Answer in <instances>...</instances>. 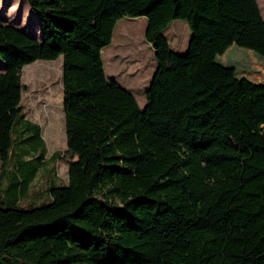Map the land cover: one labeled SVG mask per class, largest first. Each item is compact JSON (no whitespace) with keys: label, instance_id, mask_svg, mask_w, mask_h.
<instances>
[{"label":"trees","instance_id":"16d2710c","mask_svg":"<svg viewBox=\"0 0 264 264\" xmlns=\"http://www.w3.org/2000/svg\"><path fill=\"white\" fill-rule=\"evenodd\" d=\"M26 2L36 32L0 24V173L23 110V67L61 57L68 182L50 190L53 202L19 210L36 167L25 180L15 169L10 206L0 199V264H264V94L232 103L199 73L232 44L261 57L264 73L257 0ZM122 18L145 19L153 50L143 108L104 71ZM174 20L190 34L183 54L163 34ZM19 123L18 158L37 145L42 164L39 126Z\"/></svg>","mask_w":264,"mask_h":264},{"label":"rangeland","instance_id":"374dc122","mask_svg":"<svg viewBox=\"0 0 264 264\" xmlns=\"http://www.w3.org/2000/svg\"><path fill=\"white\" fill-rule=\"evenodd\" d=\"M257 3L264 19V0H257ZM36 22L39 23L38 18L30 11L26 0H0V24L9 23L13 24V26L16 25L15 27L18 28L28 27L31 32H36ZM174 22V25L172 27L169 26L167 30H173L175 38H188L190 34L186 29V24L179 20H174ZM182 25L185 26V32L179 27ZM144 29V18H122L117 21L110 45L101 52L107 78L116 79L119 76H124V72H121L122 66H128V64L124 62L126 60L122 61L121 59L126 57L132 61L134 60L132 59L134 57L133 53L139 56L140 52L144 59L139 57V66L137 64L131 65V69L126 72L127 75L129 74L128 78L129 76L131 79L137 78V75L147 65L149 56L152 58L153 68L155 67L151 50L144 41ZM235 48L239 51L227 52V55L233 58L240 56L244 58V63L221 66L216 74L221 78H230L233 83H239L247 79L250 74V68L257 61L252 56L244 54L243 50L245 49ZM113 64L114 69L109 70L108 67ZM3 66L4 63L0 61V72L3 70ZM61 74V57L53 61H35L23 67L21 72V81L24 85V91L21 96L23 110L21 117L16 120L11 131V148L8 161L0 173V180L5 178L0 184V190L4 188L2 190L4 192L7 187L9 188L13 184L16 168L19 169L22 180H25L36 167V174L30 183L31 194L27 193L26 196L18 199L17 207L19 210H28L47 205L55 200L53 193L50 194L51 189L57 187L59 189L55 190L54 193L62 194L63 189L67 186V162L62 157L66 150V141ZM135 95H137L138 103L142 107L145 101V93L143 92V97L136 93ZM141 98L143 102H141ZM23 119L35 123L40 128V138L45 146V156L42 164L39 163L40 159L38 157L43 152L40 147L36 148L37 145L29 153L30 156L24 158V161L27 160L25 164L18 158L24 145L23 138L20 136L22 128L19 123ZM33 141L34 139H31L26 142L31 144ZM55 153L61 155L56 161L51 159V156ZM9 172L10 174L7 175ZM2 191H0V199L5 203L2 206L8 208L10 206L8 202L12 201V197L5 192L3 195Z\"/></svg>","mask_w":264,"mask_h":264},{"label":"crops","instance_id":"0c3cea01","mask_svg":"<svg viewBox=\"0 0 264 264\" xmlns=\"http://www.w3.org/2000/svg\"><path fill=\"white\" fill-rule=\"evenodd\" d=\"M174 21H169L167 23V27L164 29L163 34L165 35L170 48L172 51H174L177 54H183L186 51L187 48V43L189 40V37L186 39H178L175 38V33H173V30H167L168 27H172V25H174ZM146 25V22H145ZM186 26V25H185ZM185 26H179L184 32H185ZM172 29V28H171ZM186 29L188 31V28L186 26ZM145 41V40H144ZM145 44L150 48L151 50V54L153 55V50L151 49L150 45L145 41ZM236 46L234 44L230 45L229 47H227L226 49H224L223 51H221L220 53H218L217 55H215L214 57H212L210 60L205 61L204 63H202L199 66V73L201 74V76L203 77V79L206 81L207 84L210 85V87L221 97L224 98L226 100H228L229 102H235L238 100V98L243 95L244 93H247L250 95V97H254L257 95H263L264 91L262 90L261 87H253V86H257V85H264V73H263V64H262V58L259 56H256L255 53L252 54L251 51L249 50H243L244 54L250 55L253 57V59H255L257 62L253 63V67L250 68L249 72V76L247 77V79L242 80L239 83H233L232 80L228 77H224L221 78L218 76V74H216L218 72V70L220 69L221 66H230L232 64H235V62L230 59V57L227 55V52H231V51H239L237 50V48H235ZM139 52V51H138ZM127 54V53H125ZM102 56V53H101ZM133 58L134 60H130L128 58H122L121 60H126L124 61L126 64H128V66L123 65L122 66V71L124 72V76L117 77L115 80L118 82V84L123 87L124 89L128 90L129 92H131L138 103V99H137V95L139 94L141 97H143V92L145 93L149 82L151 80V77L153 75L154 72V68L152 65V58L151 56H149L148 58V63L147 65L143 68L142 72L140 74L137 75L136 79H131L130 76L128 78V75L126 74L127 70L131 69V65L133 64H137V66H139V57L143 58V56L141 55V53L139 52V56L136 53H133ZM144 59V58H143ZM154 61V58H153ZM104 66V64H103ZM148 66V69H147ZM124 68V69H123ZM109 70H113L114 69V64L111 65V67H108ZM148 70V71H147ZM105 71V69H104ZM106 75V72H105ZM112 76V75H111ZM230 81V82H229ZM141 102L142 98H141ZM140 102V103H141ZM145 104V101L143 102ZM139 105V103H138ZM144 106V105H143ZM143 106L141 107L139 105L140 108H143ZM31 186V185H30Z\"/></svg>","mask_w":264,"mask_h":264}]
</instances>
